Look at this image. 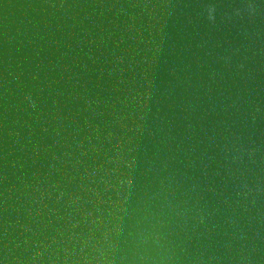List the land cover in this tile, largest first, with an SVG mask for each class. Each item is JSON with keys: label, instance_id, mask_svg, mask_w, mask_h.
<instances>
[{"label": "water", "instance_id": "95a60500", "mask_svg": "<svg viewBox=\"0 0 264 264\" xmlns=\"http://www.w3.org/2000/svg\"><path fill=\"white\" fill-rule=\"evenodd\" d=\"M0 264H264V0H0Z\"/></svg>", "mask_w": 264, "mask_h": 264}]
</instances>
